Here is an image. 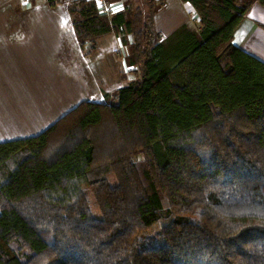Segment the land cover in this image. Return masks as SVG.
<instances>
[{
  "label": "trees",
  "instance_id": "16d2710c",
  "mask_svg": "<svg viewBox=\"0 0 264 264\" xmlns=\"http://www.w3.org/2000/svg\"><path fill=\"white\" fill-rule=\"evenodd\" d=\"M182 1L197 32L163 41L125 5L68 0L87 54L131 35L134 77L0 141V264H264V62L233 42L264 0Z\"/></svg>",
  "mask_w": 264,
  "mask_h": 264
},
{
  "label": "crops",
  "instance_id": "0c3cea01",
  "mask_svg": "<svg viewBox=\"0 0 264 264\" xmlns=\"http://www.w3.org/2000/svg\"><path fill=\"white\" fill-rule=\"evenodd\" d=\"M233 42L264 62V6L252 4ZM119 43L103 35L87 54L63 0H0V141L36 135L78 103L114 93L127 80Z\"/></svg>",
  "mask_w": 264,
  "mask_h": 264
},
{
  "label": "rangeland",
  "instance_id": "374dc122",
  "mask_svg": "<svg viewBox=\"0 0 264 264\" xmlns=\"http://www.w3.org/2000/svg\"><path fill=\"white\" fill-rule=\"evenodd\" d=\"M66 4L68 0H63ZM113 1H121V0H113ZM181 0H125V17L130 20L135 13L141 12L142 19L145 22L148 18L153 22L154 30L159 34L160 40H167L168 37L175 31L177 28L185 23L186 26L194 33L197 32L198 29V19L195 13L191 11V6L187 7V5H181ZM120 3V2H119ZM183 6V7H182ZM115 36L118 41V54L121 56V59L124 61V68L122 69L123 75L126 76L122 80V83L126 81H130L133 79L134 68L128 69L126 68V58L129 56L131 51V35L129 34H120V36H116L113 33L107 34ZM123 40V41H122ZM116 54V53H115ZM137 67V66H136ZM106 69V68H105ZM133 69V70H132ZM111 102L112 100H108ZM114 103V101L112 102ZM142 156L139 155L137 157V171L142 179V182L148 189V182L145 180L143 170L144 165L142 162ZM89 203L91 207V212L95 217L100 216V211L95 203L93 197L89 195ZM164 209L167 207L166 201L163 200Z\"/></svg>",
  "mask_w": 264,
  "mask_h": 264
},
{
  "label": "built area",
  "instance_id": "2783aa9c",
  "mask_svg": "<svg viewBox=\"0 0 264 264\" xmlns=\"http://www.w3.org/2000/svg\"><path fill=\"white\" fill-rule=\"evenodd\" d=\"M95 4H96V7L98 9V11L101 13V14H112V13H115L117 11H121L123 10V5H119L117 6L116 4H114V1H113V4L111 2V0H94Z\"/></svg>",
  "mask_w": 264,
  "mask_h": 264
}]
</instances>
